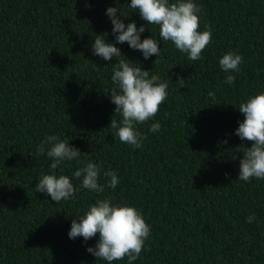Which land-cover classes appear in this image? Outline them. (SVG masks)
Returning a JSON list of instances; mask_svg holds the SVG:
<instances>
[{"label": "trees", "instance_id": "1", "mask_svg": "<svg viewBox=\"0 0 264 264\" xmlns=\"http://www.w3.org/2000/svg\"><path fill=\"white\" fill-rule=\"evenodd\" d=\"M127 3L0 0V264H107L86 251L96 236L82 242L67 235L71 220L104 196L136 205L151 226L133 264H264V180L237 179L251 141L234 134L243 119L239 103L264 90V0H197L200 27L212 29L199 60L189 61L170 41L147 60L126 42L117 45L142 68L171 79L156 115L138 125L145 134L138 148L114 137L109 125L111 117L119 119L106 91L118 58L91 52L96 34L113 40L105 8L130 13ZM129 19L147 23L137 12ZM151 33L158 37V27L148 25L141 38ZM229 49L242 56L232 85L218 64ZM153 121L159 132L148 131ZM50 134L81 151L64 164L65 174L91 154L117 171V187L80 188L59 202L36 192L51 162L37 155L36 145ZM73 183L79 186L78 179Z\"/></svg>", "mask_w": 264, "mask_h": 264}, {"label": "clouds", "instance_id": "2", "mask_svg": "<svg viewBox=\"0 0 264 264\" xmlns=\"http://www.w3.org/2000/svg\"><path fill=\"white\" fill-rule=\"evenodd\" d=\"M127 7L131 12H137L147 23L137 26L136 21L131 19L125 23V18L131 12L125 13L115 5L107 6L105 14L111 23L113 40L106 41L105 35L96 34L91 43V52L105 61L118 58L112 63V86L106 91L115 105L113 113L118 114L119 119L111 117L109 125L114 130V137L138 148L145 139L138 125L156 115L168 96L171 79L169 76L168 79H162L157 72L142 68L126 57L117 45L126 42L130 49L139 50L147 60L153 54L156 58L160 56L162 47L158 45L161 41H170L177 50L186 54L189 61H195L202 58V50L210 43L212 29L207 24L200 27L202 8L197 0H128ZM148 25L158 27V37L151 33L141 38ZM241 62V54L231 49L219 57V68L225 73L224 82L227 85L234 83ZM176 82L184 86L186 79L177 74ZM208 95L213 96L215 93L209 90ZM237 108L243 113V119L238 121L234 134L241 140L251 141L249 147H243L237 179L244 182L253 178L264 180V90L250 94ZM160 128V122L153 121L148 131L155 133ZM223 142L227 143V136ZM36 153L46 155L51 162L48 164L49 171L40 173L34 188L36 192L49 196L51 201L74 198L80 188L102 193L105 187L115 189L119 182L117 171L111 167L104 168L91 158V154H88L86 163L65 174L64 164L79 158L81 151L70 144L69 139L57 134L46 135L36 145ZM102 178L103 183L100 182ZM74 179L79 180L78 187L74 185ZM255 215H247L246 222H253ZM150 234L151 226L139 207L117 202L111 196L97 198L88 204L83 214L71 220L67 233L70 239L82 237V242L96 236L95 244L87 246L86 251L107 264L125 257L126 264H133Z\"/></svg>", "mask_w": 264, "mask_h": 264}]
</instances>
